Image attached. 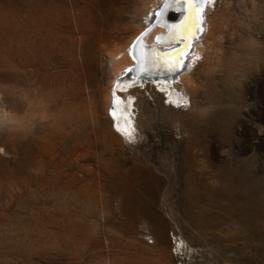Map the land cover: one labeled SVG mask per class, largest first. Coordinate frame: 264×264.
<instances>
[{"label":"rangeland","instance_id":"374dc122","mask_svg":"<svg viewBox=\"0 0 264 264\" xmlns=\"http://www.w3.org/2000/svg\"><path fill=\"white\" fill-rule=\"evenodd\" d=\"M212 3L186 102L107 113L151 0H0V264H264V0Z\"/></svg>","mask_w":264,"mask_h":264},{"label":"bare ground","instance_id":"6f19581e","mask_svg":"<svg viewBox=\"0 0 264 264\" xmlns=\"http://www.w3.org/2000/svg\"><path fill=\"white\" fill-rule=\"evenodd\" d=\"M202 1L203 2H202V6L200 7L199 17H198L197 9L195 8L196 6L195 0H192V8L190 12L188 11V5L185 3V0H180L179 3H174L172 2V0H151V5L148 7V9L145 12H143L144 18H142L143 19L142 31L138 35L134 36L125 48L114 47L110 50L109 55L112 57L111 59L113 62L112 67H114L115 76L113 75L114 78L112 79V82H110L111 86L106 89L104 107L107 113L111 110L112 107L117 108V106H119L123 100H127L129 98L128 91L135 89L134 86L138 84L141 85V83H142L141 86L147 85L149 88L152 89H155L153 83H156L157 85L161 86L163 90H166L167 93L169 92V96L171 98L176 97L175 99H178V101L175 102L177 103L186 102L183 98L185 96L186 97L190 96L192 92H195L197 90L198 86L200 85V82L202 81L201 78L203 77V74L206 73V71H208V64L204 61V57H206L205 55L208 54V52L206 54V51L209 49L213 50L216 48L215 45L218 39V33H220L218 32L220 23L216 20V15H217L216 11L218 9L215 3H214L215 6H212L213 4L212 0H202ZM166 3H171L172 6L165 9ZM183 7L185 8L184 12L186 13H184L181 22L184 20L186 16H190V20L188 21V24L194 26L191 27L188 31H185L184 28H180V27H168V26H176L167 23L168 17L171 20H175L177 17H179L180 15L179 11H181ZM170 9H173V11ZM169 10L170 12L168 13ZM28 14L30 15V13ZM29 15L27 16V19L31 20ZM136 15L138 14L136 13ZM181 22H179L178 25H181ZM21 24H22L21 20L18 19L17 20L18 27L21 28ZM197 25L200 26L199 35L194 39V41H192V38L196 36ZM177 37L185 38L186 40L183 44L180 43V41L176 44L175 43L172 44L171 41L177 39ZM28 40H30V38ZM31 40L33 39L31 38ZM185 45H187V50L189 51L188 55L184 57L185 61L183 62V56L185 55V53H187V50L179 58L180 62L177 63L173 68L172 67L173 63L172 64L170 63L173 61L172 59H170V57H175L176 50L184 49ZM43 47L44 46H42V48ZM48 50L50 51V48ZM43 51L41 50V52ZM18 53L20 54L21 52ZM20 57L18 58L19 60ZM25 58L22 59L25 60ZM166 67L167 70L164 69ZM28 70H30V68ZM158 71H160L163 75H160L159 77L145 76L154 72L158 73ZM137 89H139V87ZM117 111H118L117 114L119 113L121 114V112H119V109H117ZM119 138L121 139V141H123L120 136Z\"/></svg>","mask_w":264,"mask_h":264},{"label":"water","instance_id":"95a60500","mask_svg":"<svg viewBox=\"0 0 264 264\" xmlns=\"http://www.w3.org/2000/svg\"><path fill=\"white\" fill-rule=\"evenodd\" d=\"M196 1V6H195V8L197 9V16L199 17V11H200V7L202 6V0H195ZM170 10H172L173 11V9H170ZM170 10L168 11V13L170 12ZM171 11V12H172ZM185 11V8L183 7L182 8V10L181 11H179L180 12V15H179V17H177L175 20H171V19H169V17H168V21H167V23L168 24H170V25H178L179 24V22H181V20H182V17H183V15H184V13H186V12H184ZM168 13H167V15H168ZM199 23V22H198ZM168 27H170V26H168ZM200 26H198L197 25V28H196V36L195 37H193L192 38V41H194V39L199 35V30H200V28H199ZM185 38H178L177 37V39H175V40H173V41H171V43L173 44V43H178L179 41H180V43H184L185 42ZM192 48V47H191ZM188 50H187V53H185V55L183 56V62L185 61V58L184 57H186L187 55H188ZM169 61V60H168ZM171 64L173 63V62H170ZM164 69H166L167 70V67L166 68H164ZM127 75V74H126ZM160 75H163L160 71H158V73H156V72H154V73H151V74H148V75H145V76H149V77H151V76H154V77H159Z\"/></svg>","mask_w":264,"mask_h":264},{"label":"snow or ice","instance_id":"6c2138e0","mask_svg":"<svg viewBox=\"0 0 264 264\" xmlns=\"http://www.w3.org/2000/svg\"><path fill=\"white\" fill-rule=\"evenodd\" d=\"M174 3H179L180 0H172ZM185 3L188 5V11H191L192 8V0H185ZM172 6L171 3H166L165 4V9ZM190 20V16H186L184 20L181 22V25H176V26H170V27H180L184 28L185 31H188L191 27L194 25H189L188 21ZM187 50V45H185L184 49H178L176 50V56L175 57H170L172 59L173 64L172 67L174 68L177 63H179V58L183 55V53Z\"/></svg>","mask_w":264,"mask_h":264}]
</instances>
